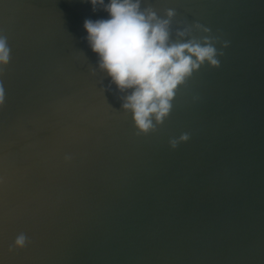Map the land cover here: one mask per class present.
<instances>
[{
    "label": "water",
    "instance_id": "obj_1",
    "mask_svg": "<svg viewBox=\"0 0 264 264\" xmlns=\"http://www.w3.org/2000/svg\"><path fill=\"white\" fill-rule=\"evenodd\" d=\"M150 2L175 8L173 29L198 21L229 45L137 134L122 94L90 71L82 24L107 13L0 0V264H264V0Z\"/></svg>",
    "mask_w": 264,
    "mask_h": 264
},
{
    "label": "clouds",
    "instance_id": "obj_2",
    "mask_svg": "<svg viewBox=\"0 0 264 264\" xmlns=\"http://www.w3.org/2000/svg\"><path fill=\"white\" fill-rule=\"evenodd\" d=\"M92 10L107 13L106 18L83 21L84 39L96 55V66L122 94L121 109L130 114L137 134L155 132L169 116L179 86L205 64L220 66L219 57L229 41L213 35L211 29L193 21L172 28L176 10L163 9L158 14L150 0H87ZM219 45V47H217ZM10 61L7 37L0 33V77ZM196 99V97H193ZM5 90L0 79V108ZM187 132L170 137L176 148L189 140ZM70 159L65 156V160ZM26 235L17 234L9 247L23 248Z\"/></svg>",
    "mask_w": 264,
    "mask_h": 264
}]
</instances>
